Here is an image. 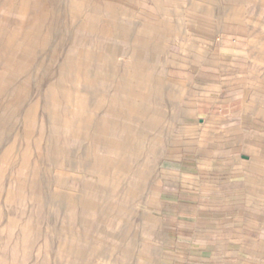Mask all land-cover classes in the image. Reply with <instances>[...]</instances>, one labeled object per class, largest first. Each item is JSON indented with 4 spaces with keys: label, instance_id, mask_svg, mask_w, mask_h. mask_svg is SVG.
<instances>
[{
    "label": "rangeland",
    "instance_id": "obj_1",
    "mask_svg": "<svg viewBox=\"0 0 264 264\" xmlns=\"http://www.w3.org/2000/svg\"><path fill=\"white\" fill-rule=\"evenodd\" d=\"M0 264H264V0H0Z\"/></svg>",
    "mask_w": 264,
    "mask_h": 264
}]
</instances>
